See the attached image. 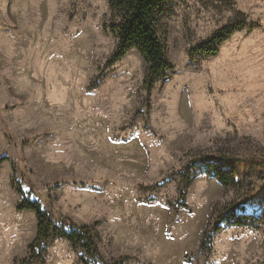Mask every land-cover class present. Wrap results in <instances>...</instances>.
<instances>
[{"label": "rangeland", "instance_id": "obj_1", "mask_svg": "<svg viewBox=\"0 0 264 264\" xmlns=\"http://www.w3.org/2000/svg\"><path fill=\"white\" fill-rule=\"evenodd\" d=\"M114 1L0 0V264H83L61 236L31 254L22 193L87 226L91 264H264V0H167L153 85L138 49L109 63Z\"/></svg>", "mask_w": 264, "mask_h": 264}, {"label": "trees", "instance_id": "obj_2", "mask_svg": "<svg viewBox=\"0 0 264 264\" xmlns=\"http://www.w3.org/2000/svg\"><path fill=\"white\" fill-rule=\"evenodd\" d=\"M167 0H115V7L121 14L120 21L113 25V30L118 38L116 49L113 52L109 63L119 60L129 49L136 48L144 55L148 61V69L145 80L153 85L161 76L164 70L171 68V63L165 56L164 44L162 43L156 25L161 18L163 7ZM237 26H227L214 32L209 38L197 44L192 48L191 53H201L203 55H215L219 51L220 45L226 41L237 29ZM1 163V160H0ZM206 167L211 169L214 175L224 184H230L233 181V168L226 169L222 165L208 164ZM21 193L22 190L20 189ZM23 194L19 209L32 210L37 217V232L35 240L30 244V252L35 255L37 244L41 245L43 241L61 236L68 239L73 245H78L85 251L81 257L83 264H91L87 253H97L96 241L87 230V226L77 227L70 225L64 227L58 226L50 218L47 211L37 200L30 199ZM247 214L232 210L223 221L244 224ZM221 229L217 224L215 232Z\"/></svg>", "mask_w": 264, "mask_h": 264}]
</instances>
